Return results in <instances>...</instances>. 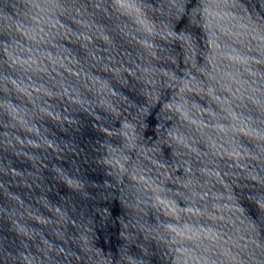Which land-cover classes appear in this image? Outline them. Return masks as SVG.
I'll use <instances>...</instances> for the list:
<instances>
[{"label":"water","instance_id":"obj_1","mask_svg":"<svg viewBox=\"0 0 264 264\" xmlns=\"http://www.w3.org/2000/svg\"><path fill=\"white\" fill-rule=\"evenodd\" d=\"M0 264H264V0H0Z\"/></svg>","mask_w":264,"mask_h":264}]
</instances>
